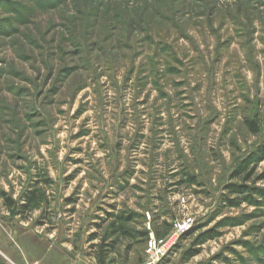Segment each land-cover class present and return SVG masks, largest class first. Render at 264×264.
Instances as JSON below:
<instances>
[{
    "label": "rangeland",
    "instance_id": "374dc122",
    "mask_svg": "<svg viewBox=\"0 0 264 264\" xmlns=\"http://www.w3.org/2000/svg\"><path fill=\"white\" fill-rule=\"evenodd\" d=\"M152 234V264H264V0H0V264Z\"/></svg>",
    "mask_w": 264,
    "mask_h": 264
},
{
    "label": "trees",
    "instance_id": "16d2710c",
    "mask_svg": "<svg viewBox=\"0 0 264 264\" xmlns=\"http://www.w3.org/2000/svg\"><path fill=\"white\" fill-rule=\"evenodd\" d=\"M248 124L252 125L251 122H248ZM252 130H254V132H258V130L254 129L253 128V125L251 126ZM26 199H28L27 201V205L25 208H30V209H38L40 207V201L38 199L37 196L35 195H32V196H28ZM93 240V239H92ZM97 248L99 249L98 253H99V256H98V264H114V260H109V257H108V251L109 250H106V247L105 245H98Z\"/></svg>",
    "mask_w": 264,
    "mask_h": 264
},
{
    "label": "built area",
    "instance_id": "2783aa9c",
    "mask_svg": "<svg viewBox=\"0 0 264 264\" xmlns=\"http://www.w3.org/2000/svg\"><path fill=\"white\" fill-rule=\"evenodd\" d=\"M170 247L171 246L169 243L158 242L155 236L152 234L147 244V254L149 256V261L147 262V264L154 263L155 259L160 255L166 253L170 249Z\"/></svg>",
    "mask_w": 264,
    "mask_h": 264
}]
</instances>
